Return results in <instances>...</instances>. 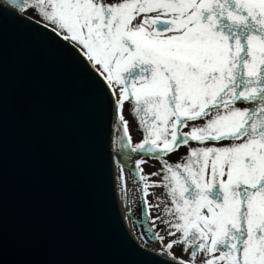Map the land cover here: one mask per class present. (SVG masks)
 Returning <instances> with one entry per match:
<instances>
[{"label": "snow or ice", "instance_id": "obj_1", "mask_svg": "<svg viewBox=\"0 0 264 264\" xmlns=\"http://www.w3.org/2000/svg\"><path fill=\"white\" fill-rule=\"evenodd\" d=\"M5 13L70 54L109 108L141 251L264 264V0H0Z\"/></svg>", "mask_w": 264, "mask_h": 264}, {"label": "water", "instance_id": "obj_2", "mask_svg": "<svg viewBox=\"0 0 264 264\" xmlns=\"http://www.w3.org/2000/svg\"><path fill=\"white\" fill-rule=\"evenodd\" d=\"M111 124L70 54L0 16V264H156L122 213Z\"/></svg>", "mask_w": 264, "mask_h": 264}, {"label": "bare ground", "instance_id": "obj_3", "mask_svg": "<svg viewBox=\"0 0 264 264\" xmlns=\"http://www.w3.org/2000/svg\"><path fill=\"white\" fill-rule=\"evenodd\" d=\"M111 140H113V135H112ZM111 145H112V141H111ZM111 150H113V154L115 155L116 159L123 160L122 157L118 156V145L116 146V148H114L112 145ZM119 173H120V169H119V166L117 165L115 172H114V174H115L114 179H115L117 194H118V198H119V203L121 200L120 197H122L124 199V203H126L124 208L121 207L123 216L125 217L126 213L128 212V209L130 207H133V208L136 207L135 199L137 197H136V192L134 189V183L131 179V173H130L129 168L125 167V170H124L127 186H126L125 192H123V193L120 191V189L118 187L119 181H118L117 177H118ZM120 206H121V203H120ZM125 220H126V217H125ZM126 222H127V220H126ZM127 226L129 227V229H131V227L129 226V222H127Z\"/></svg>", "mask_w": 264, "mask_h": 264}, {"label": "rangeland", "instance_id": "obj_4", "mask_svg": "<svg viewBox=\"0 0 264 264\" xmlns=\"http://www.w3.org/2000/svg\"><path fill=\"white\" fill-rule=\"evenodd\" d=\"M116 166L117 165H115V169H116ZM154 170L155 169L151 168V167L147 168V171H154ZM134 189H135L136 197H137L135 199V202H138L139 197H140V193L136 189V184H134ZM120 198H121V200H120L121 207L124 208L126 203H124V199L122 197H120ZM136 207H138L137 203H136ZM125 217H126V215H125ZM134 219L140 221V218L138 216H136V217H126V220H127V222H129V226L131 227L130 231L132 232L133 236L136 237L137 241H139L138 233L142 234L143 233V228H140L139 227L140 222L137 223L136 221H134ZM139 243H140V241H139ZM149 243H151V241H149Z\"/></svg>", "mask_w": 264, "mask_h": 264}, {"label": "flooded vegetation", "instance_id": "obj_5", "mask_svg": "<svg viewBox=\"0 0 264 264\" xmlns=\"http://www.w3.org/2000/svg\"><path fill=\"white\" fill-rule=\"evenodd\" d=\"M148 168V167H147ZM147 168H146V171H147Z\"/></svg>", "mask_w": 264, "mask_h": 264}]
</instances>
